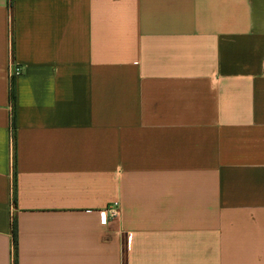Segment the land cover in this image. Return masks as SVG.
Masks as SVG:
<instances>
[{"label": "crops", "instance_id": "0c3cea01", "mask_svg": "<svg viewBox=\"0 0 264 264\" xmlns=\"http://www.w3.org/2000/svg\"><path fill=\"white\" fill-rule=\"evenodd\" d=\"M14 222L18 264H264V0H0V264Z\"/></svg>", "mask_w": 264, "mask_h": 264}, {"label": "built area", "instance_id": "2783aa9c", "mask_svg": "<svg viewBox=\"0 0 264 264\" xmlns=\"http://www.w3.org/2000/svg\"><path fill=\"white\" fill-rule=\"evenodd\" d=\"M21 74L19 66H13L11 69V75L18 76ZM120 216V203L115 202L102 211H100V221L102 225H108L111 221H115Z\"/></svg>", "mask_w": 264, "mask_h": 264}, {"label": "trees", "instance_id": "16d2710c", "mask_svg": "<svg viewBox=\"0 0 264 264\" xmlns=\"http://www.w3.org/2000/svg\"><path fill=\"white\" fill-rule=\"evenodd\" d=\"M11 98L14 102L15 100V91H14V87H12L11 89ZM13 234H14V248H15V260H14V264H18L17 262V225L14 222L13 223Z\"/></svg>", "mask_w": 264, "mask_h": 264}]
</instances>
